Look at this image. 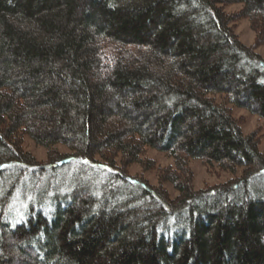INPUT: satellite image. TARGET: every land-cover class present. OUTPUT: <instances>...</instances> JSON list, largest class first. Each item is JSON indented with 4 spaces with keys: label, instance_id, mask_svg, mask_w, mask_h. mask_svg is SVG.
Here are the masks:
<instances>
[{
    "label": "trees",
    "instance_id": "trees-1",
    "mask_svg": "<svg viewBox=\"0 0 264 264\" xmlns=\"http://www.w3.org/2000/svg\"><path fill=\"white\" fill-rule=\"evenodd\" d=\"M236 18L264 43V0H0V264H264V152L230 107L264 119V58ZM148 147L158 186L128 172ZM192 159L232 177L194 189Z\"/></svg>",
    "mask_w": 264,
    "mask_h": 264
},
{
    "label": "rangeland",
    "instance_id": "rangeland-1",
    "mask_svg": "<svg viewBox=\"0 0 264 264\" xmlns=\"http://www.w3.org/2000/svg\"><path fill=\"white\" fill-rule=\"evenodd\" d=\"M241 4H232L225 6L224 10L228 14L235 15L241 9ZM232 29L237 35L240 42L246 46L253 47L254 50L264 58V43H258L256 40L255 32L252 30L250 22L246 18H236L231 22ZM217 103H221V97L215 96ZM232 108V115L238 120L239 126L243 134H254L258 142V148L264 152V119L250 114L248 111L230 106ZM22 147L26 152H29L37 161L45 162L47 159V151L45 148L35 144V142L28 136L22 137ZM53 149L59 152H70L63 145H55ZM143 157L150 159L153 162L152 169L146 170L141 165L132 164L128 167L130 175L138 176L145 179L148 183L153 186L159 185V169L174 166L173 159L167 156L163 152H159L153 148H147ZM189 167L193 172V187L194 189H202L211 187L217 184H221L229 180L232 175L227 172L220 170L215 165L211 167L205 166L203 162L197 159L189 161ZM240 170L237 171L239 174ZM169 192L171 197H174L177 192L174 190L170 183L163 185Z\"/></svg>",
    "mask_w": 264,
    "mask_h": 264
}]
</instances>
